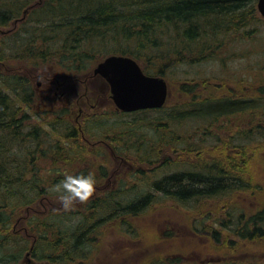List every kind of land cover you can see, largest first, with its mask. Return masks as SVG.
I'll return each instance as SVG.
<instances>
[{
    "label": "trees",
    "instance_id": "1",
    "mask_svg": "<svg viewBox=\"0 0 264 264\" xmlns=\"http://www.w3.org/2000/svg\"><path fill=\"white\" fill-rule=\"evenodd\" d=\"M255 1L0 0V28L9 32L12 23L19 26L14 40L17 48L12 49L19 54L13 55L14 59L31 61L36 67L48 64L72 75L86 72L89 66L108 55L128 56L138 62L146 75L165 78L169 89L167 77L175 76L179 79V91L187 97L183 105L173 109L163 107L129 114L115 107L113 110L111 103H107L104 107L108 111H96L79 125L59 115L58 119L44 123L49 132L42 126L25 124L29 120L26 110L31 108L35 97L30 80L3 69L0 72V264H17L25 253L49 264H86L101 244L102 235L112 231L132 233V219L153 208L158 200L184 206L195 202L199 207L214 199V209L218 211L211 209L210 214L218 215L225 203L223 199L233 195L238 184L243 192L254 188L251 181L243 183L234 178L238 171L232 169L237 166L232 150L235 143L202 150L205 141L209 143L213 127L219 129V117L225 113L245 110L261 117L257 124L264 123V102L254 103L251 97L234 99L231 92L216 100L203 96L195 92L200 85L195 75L186 76V71L181 75L179 68L205 58L236 31L248 36L251 25L244 10ZM11 58L0 52V65ZM260 81L264 79L256 83ZM204 85L205 80L201 86ZM105 90L109 95L108 88ZM106 93L104 100L108 99ZM196 101L197 107L182 110ZM152 113L160 115L151 116ZM128 116L132 121H124L123 117ZM189 118H201L203 123H209L199 127L197 140L193 142L189 136L196 131L184 128ZM253 127L254 132L249 130L244 137L241 134L243 143L238 144L250 147L246 144L258 137L264 139V128L260 124ZM49 136L53 137L50 142ZM107 144L118 158L135 169L130 179L127 175H115L119 179L116 189L109 188L108 178L112 173L105 172L111 158L101 155V151L93 153L96 147ZM48 152H52L51 169L41 173L40 165L43 158H48ZM207 152L212 157L220 154L222 159L218 161L223 162H205L203 154L208 156ZM250 152L249 148L241 149L240 157L245 165ZM77 157L81 158L79 163L73 164ZM74 165L82 166L79 169ZM245 165L243 174L247 173ZM68 166L69 169H63ZM81 172L94 174L95 192L87 202H77L72 209L65 210L49 188L66 174ZM243 233L242 236H247L245 243L250 244L257 232L246 229ZM220 253L226 252L222 249ZM157 254L148 256L147 264H181L182 258L177 254H171L174 258L167 254V259ZM197 264L227 262L219 258Z\"/></svg>",
    "mask_w": 264,
    "mask_h": 264
},
{
    "label": "rangeland",
    "instance_id": "2",
    "mask_svg": "<svg viewBox=\"0 0 264 264\" xmlns=\"http://www.w3.org/2000/svg\"><path fill=\"white\" fill-rule=\"evenodd\" d=\"M256 2L251 3L247 9L244 10V15L248 18L251 29L248 36L235 32L234 36L230 35L222 40V45L216 46L213 51L203 59L196 60L193 65L179 68L181 75L186 76L195 75L200 85L195 88V92L203 96L209 95L216 100L218 96L222 98L231 92L234 99L251 97L255 102L263 104L264 102V81L256 83L258 79H264V19L257 11ZM243 17V16H242ZM18 23L14 22L11 25L10 31L8 29L0 28V52H4L6 56L12 57L7 63L0 65V72L3 69L12 70L25 76L30 80L35 97L30 104V109L26 112L29 115V120L26 125H39L45 131L50 129L45 122H50L54 118L58 119L59 115H63L73 125H79L86 116L99 111H108V107L104 104L111 103L114 106L106 93L108 88L103 79L100 77H92V69L97 63H93L86 69V72L80 74L66 75L60 72L57 67H51L48 64H41L37 67L31 62H23L14 59L16 51L14 40L19 32ZM14 32L11 33V31ZM8 32V33H7ZM11 33V34H9ZM171 84L169 98L166 103V108L173 109L176 106L183 105L187 97L179 91L178 80L175 76L167 77ZM203 80L205 85L202 87ZM254 83L256 86H251ZM255 88V89H253ZM105 93L108 99L104 100ZM103 105V107H100ZM197 107V101L192 106H184L182 110L189 111ZM163 114V113H161ZM158 117L160 114L152 113L151 116ZM62 116V117H63ZM226 122L229 130L224 134L219 132V136L231 135L234 139L239 136V130L244 134L251 130L254 132L255 125L264 128V123L257 124L261 117L253 116L250 112L233 111L232 113H225ZM140 118V117H138ZM124 121H132V117H123ZM240 121L239 125H235ZM231 123V124H230ZM208 122H202L201 118H189L184 128L188 131H196L195 135H190L189 140L193 142L197 140V131L199 127L208 125ZM215 126V125H214ZM223 124H220L222 127ZM225 125L224 127H226ZM214 137L209 138V143L205 141L202 151H209L211 146L218 148L222 145L223 140L218 137L215 129ZM213 135V134H209ZM52 136L47 138L50 142ZM86 141V139H85ZM231 141L238 144L235 140ZM203 142V141H201ZM247 142V141H246ZM250 143V142H249ZM247 143L245 148H249V159L246 171L241 182L251 181L253 185L252 190L241 192L244 198L238 199L236 192L232 200L240 206L247 215H253L256 209L264 205V139L258 137L255 142ZM204 144V143H203ZM111 145L107 144L104 147L93 146V153H99L111 158L107 160L108 167L106 171L112 175L108 178L109 188L116 189L117 181L116 174L129 175L135 170L129 163L118 158L111 149ZM215 152H212L214 154ZM203 154L206 159L205 162H218L221 155L212 157L209 152ZM48 158H43L40 165V172L45 173L51 169L52 152L47 153ZM100 156V155H99ZM174 157V155H173ZM73 164H78L80 157H77ZM225 159V158H223ZM237 161V160H236ZM239 162V161H238ZM59 166H63L59 164ZM82 165H74V167L81 168ZM61 169V168H59ZM63 169H69V166ZM130 179V177H129ZM107 182V181H106ZM108 185V184H102ZM239 194V193H238ZM197 203L190 202L186 206L174 204L172 201L158 200V203L147 212H144L135 219H132L131 226L134 228L130 232H110L102 235L100 245L93 253L91 259L86 264H147L148 256L159 252L162 258L167 259V254H177L181 256V264H197L206 263V260L223 259L227 264H261L264 263V254H259L255 251L254 246L248 244L246 249L241 246L232 247L229 243L228 236L233 238V234L224 232V235L218 232L219 228L215 227L212 219L209 217L211 209L216 207V202L202 203L196 207ZM215 215V214H214ZM217 228V229H216ZM215 229V230H214ZM218 237L219 240L216 239ZM223 240L225 243H223ZM218 247V250H216ZM224 249L226 253H220ZM165 252V253H164ZM158 257H160L157 254ZM255 262V263H254ZM17 264H49L46 261H37L30 257L29 253H25L22 260Z\"/></svg>",
    "mask_w": 264,
    "mask_h": 264
},
{
    "label": "water",
    "instance_id": "3",
    "mask_svg": "<svg viewBox=\"0 0 264 264\" xmlns=\"http://www.w3.org/2000/svg\"><path fill=\"white\" fill-rule=\"evenodd\" d=\"M256 7L264 19V0H257ZM92 75L106 82L113 105L122 113L161 109L169 97L166 80L144 74L131 57L107 56L96 64Z\"/></svg>",
    "mask_w": 264,
    "mask_h": 264
},
{
    "label": "flooded vegetation",
    "instance_id": "4",
    "mask_svg": "<svg viewBox=\"0 0 264 264\" xmlns=\"http://www.w3.org/2000/svg\"><path fill=\"white\" fill-rule=\"evenodd\" d=\"M226 117L227 116L225 115H222L219 117V122L220 124L222 123L223 126L222 127L218 126L219 129H218V133H216V136H217L216 139L218 140V137L221 138V140H223L222 145L231 143L232 142L231 139L232 140L236 139L237 143H241V142L243 143V137L240 134L239 136H236L235 139L231 135H224L223 137L218 135L219 132L224 134L226 131L229 130L228 123L226 122ZM239 123L240 121L234 124L237 126L239 125ZM225 125L227 126L224 127ZM214 133H215V130H212V134H213L212 137H214ZM234 147L235 148L232 149L230 148V146H227V149L230 148L234 152L233 155L235 157L233 159L237 160L235 161V164H237V166L232 169L234 170L238 169V171L235 172L236 174H234V178L236 181L241 182L242 179H244L243 171H244L245 161L243 158L240 157V154H242L241 153L242 147L244 148L245 146L241 144H237ZM226 151L228 152L229 150H226ZM237 158H241V160H238ZM237 187L239 188H237L238 190H235L237 195H235L234 198L237 196L238 199L236 200H240L241 198H244V194L241 193L243 192V190H241V185L238 184ZM236 200H232L231 197L223 199L225 203L220 206L219 214L212 215V221H213V224L215 225L214 228L215 227L219 228V231H218L219 233H223V234L224 232H227L228 234L232 233L233 238H231L230 235L228 236L229 238L228 241L231 244L230 246L232 247H237V245L241 246V242H242L243 243L242 246H245V247H242L243 249H246L247 245L249 244L247 242L245 243L247 236L245 235L242 236L244 234L243 232H245L246 229L251 230V231L255 229L257 233L254 235V239L253 241H251L250 245L254 246V249L255 251H257V253L264 254V216H263L264 205L260 207L259 209H256V211L254 212V215H247L246 212L240 206H238V204L235 203ZM212 202L215 203V200L213 199ZM232 203L234 206H232ZM214 210L218 211L216 210V208ZM253 217H255V221H251ZM221 230L224 232H222Z\"/></svg>",
    "mask_w": 264,
    "mask_h": 264
},
{
    "label": "clouds",
    "instance_id": "5",
    "mask_svg": "<svg viewBox=\"0 0 264 264\" xmlns=\"http://www.w3.org/2000/svg\"><path fill=\"white\" fill-rule=\"evenodd\" d=\"M96 179L93 173L66 174L49 191L56 194L65 210L72 209L77 202H87L95 192Z\"/></svg>",
    "mask_w": 264,
    "mask_h": 264
}]
</instances>
